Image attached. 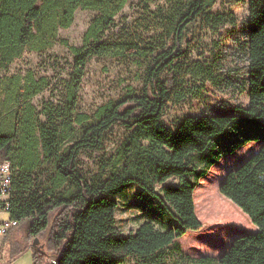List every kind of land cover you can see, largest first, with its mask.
<instances>
[{
    "label": "trees",
    "instance_id": "obj_1",
    "mask_svg": "<svg viewBox=\"0 0 264 264\" xmlns=\"http://www.w3.org/2000/svg\"><path fill=\"white\" fill-rule=\"evenodd\" d=\"M130 1L0 0V65L4 68L38 38L40 43L52 46L58 30L72 25L77 9L98 12L85 34L83 47H70L76 58L74 73L57 123L36 128L33 119L30 101L49 86L46 79L13 80L3 89L5 111L1 110L0 100V121L6 114L10 117L0 123V168L6 163L13 168L9 218L17 222L4 239L23 223L33 242L50 236L49 250L54 258L49 261L46 250L33 251L34 264H126L132 258L144 263L159 259L156 264H163L160 258L167 249L177 248L178 240L188 232L203 228L194 199L199 181L224 157L256 143L261 144L260 149L227 175L220 187L222 199L213 200L211 216L206 220L215 227L211 232L214 238L206 235L205 229L196 235L201 240L188 242L187 246L199 255L219 253L240 235L239 229H245L246 218L257 231L238 237L219 259L180 255L177 262L264 264V7L250 1L249 103L238 116L187 117L175 130L162 122L168 101L180 102L194 93L178 88L182 70L175 64L181 58L177 52L187 26L217 1L184 0L183 13L174 28V44L149 60L142 94L101 107L95 121L88 124L91 118L78 112L88 62L94 57L148 56L147 50L139 46L104 40L116 16ZM116 126L129 132L120 172L110 181H87L78 169L79 156L99 149L105 134ZM77 127L81 128L79 138ZM38 132L44 160L54 168L53 182L44 192L32 188V172L37 167L33 137ZM71 139L72 143L65 146ZM195 155L200 156L205 170L198 169ZM171 180H176L177 185L169 184ZM216 185L209 186L207 201ZM130 186H137L149 199L158 201L175 218L177 226L160 229L152 222H144L124 236L117 226L118 204L109 196ZM68 187L74 193L65 192Z\"/></svg>",
    "mask_w": 264,
    "mask_h": 264
},
{
    "label": "rangeland",
    "instance_id": "obj_2",
    "mask_svg": "<svg viewBox=\"0 0 264 264\" xmlns=\"http://www.w3.org/2000/svg\"><path fill=\"white\" fill-rule=\"evenodd\" d=\"M250 1L217 0L209 11L187 26L184 41L177 52L181 54V58L175 64L182 70L178 88L185 87L194 93L183 101L171 99L167 102L162 122L168 128L175 130L187 117L238 116L240 109L248 107L247 40ZM254 1L264 7V0ZM184 4V0H131L116 16L114 25L106 32L104 40L139 46L147 50L148 56L94 57L88 62L78 100V112L91 118L88 124L95 121V114L101 107L142 94L148 62L156 53L173 46L174 28L183 13ZM97 16L96 11L77 9L72 25L58 30L57 41L52 46L40 43L38 38L8 68L0 65L1 110L5 111L3 102L6 96L3 89L11 81L44 78L49 86L30 101L34 106L33 119L36 128L57 123L64 109L67 85L74 73L76 58L70 47H83L85 34ZM9 117L6 114L0 123L7 122ZM77 130L76 138H79L81 128L77 127ZM38 134L39 132L35 133L33 137V155L37 167L32 172V188L44 192L53 182L54 168L51 162L44 160ZM128 136L127 130L116 126L105 134L104 143L99 149L82 152L78 159L81 175L92 183L112 180L121 170L120 160ZM72 141L68 140L65 146ZM260 145L252 143L235 154L224 157L199 181L194 199L196 214L203 228L200 232H188L178 240L177 248L167 249L160 258L163 264H178L180 255L193 259H219L238 237L257 231L249 218H246L245 229H239L240 235L219 253L199 255L190 251L187 246L188 242L201 240L196 235L203 233L205 229V234L213 235L214 238L211 232L215 227L209 223L211 220H206V217L211 216L213 200L222 199L220 187L227 175L245 163L260 149ZM193 158L198 169L205 170L200 156L195 155ZM29 162L27 160L26 164ZM212 183L217 185L207 201V191ZM169 184L177 185V181L171 180ZM68 189L69 187L65 192L74 193L72 189ZM109 199L118 204L117 226L124 236L135 231L144 222H152L160 229L177 226L175 218L164 211L158 201H152L143 194L137 186L118 190ZM7 218L6 214L0 215V221ZM189 235L191 237L188 238ZM51 245L50 236H46L35 246V242L29 238L27 224L23 223L7 238L0 236V264H34L33 251L40 250L49 252L48 259L51 261L54 258L53 252L49 250ZM157 261L159 259L144 263L132 258L126 264H156Z\"/></svg>",
    "mask_w": 264,
    "mask_h": 264
},
{
    "label": "built area",
    "instance_id": "obj_3",
    "mask_svg": "<svg viewBox=\"0 0 264 264\" xmlns=\"http://www.w3.org/2000/svg\"><path fill=\"white\" fill-rule=\"evenodd\" d=\"M13 168L6 163L0 168V215L6 214L7 220L0 221V236L5 237L8 231L17 225L9 218L10 201L12 195Z\"/></svg>",
    "mask_w": 264,
    "mask_h": 264
},
{
    "label": "water",
    "instance_id": "obj_4",
    "mask_svg": "<svg viewBox=\"0 0 264 264\" xmlns=\"http://www.w3.org/2000/svg\"><path fill=\"white\" fill-rule=\"evenodd\" d=\"M38 244V241H35V246Z\"/></svg>",
    "mask_w": 264,
    "mask_h": 264
}]
</instances>
